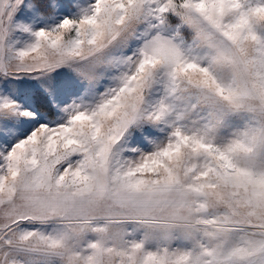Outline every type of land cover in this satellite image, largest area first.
I'll list each match as a JSON object with an SVG mask.
<instances>
[{
    "label": "snow or ice",
    "instance_id": "6c2138e0",
    "mask_svg": "<svg viewBox=\"0 0 264 264\" xmlns=\"http://www.w3.org/2000/svg\"><path fill=\"white\" fill-rule=\"evenodd\" d=\"M0 264H264V0H0Z\"/></svg>",
    "mask_w": 264,
    "mask_h": 264
}]
</instances>
